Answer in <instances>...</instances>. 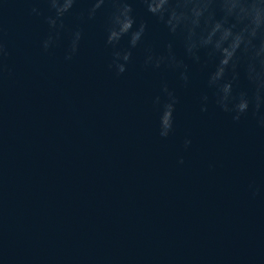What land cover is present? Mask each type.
<instances>
[{
	"label": "water",
	"instance_id": "1",
	"mask_svg": "<svg viewBox=\"0 0 264 264\" xmlns=\"http://www.w3.org/2000/svg\"><path fill=\"white\" fill-rule=\"evenodd\" d=\"M89 6L79 0L65 14L44 52L45 0H0V264H264V128L211 106L200 113L193 68L192 86L177 89L174 131L161 138L152 98L174 76L141 70L140 50L115 76L107 12L81 20ZM133 7L146 43L162 50L161 26Z\"/></svg>",
	"mask_w": 264,
	"mask_h": 264
},
{
	"label": "clouds",
	"instance_id": "2",
	"mask_svg": "<svg viewBox=\"0 0 264 264\" xmlns=\"http://www.w3.org/2000/svg\"><path fill=\"white\" fill-rule=\"evenodd\" d=\"M50 15L44 20L47 35L41 40L44 52L54 48L65 29L64 17L79 0H45ZM90 5L80 13V19L93 20L106 10L105 46L111 49L107 68L119 77L134 62V52L140 50L141 70L170 72L175 87L166 80L160 82L159 94L152 98L158 135L168 138L175 127L174 113L181 102L177 89L187 90L193 83V68L202 76L197 106L200 113L209 107L228 114L233 122L251 117L264 128V0H87ZM134 3L161 26L169 38L157 51L146 43L148 24L135 15ZM30 14L40 16L39 8ZM82 29L70 32V42L64 59L70 61L78 52ZM126 40L127 46L121 41ZM180 54H177L176 48ZM8 56L0 27V77L7 70ZM242 80L244 84L242 85ZM192 144L185 137L182 148ZM183 158L178 163L183 164ZM255 197L258 189L249 186Z\"/></svg>",
	"mask_w": 264,
	"mask_h": 264
}]
</instances>
